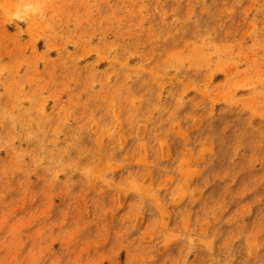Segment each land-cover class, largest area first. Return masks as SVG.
Masks as SVG:
<instances>
[{"label": "rangeland", "instance_id": "obj_1", "mask_svg": "<svg viewBox=\"0 0 264 264\" xmlns=\"http://www.w3.org/2000/svg\"><path fill=\"white\" fill-rule=\"evenodd\" d=\"M0 264H264V0H0Z\"/></svg>", "mask_w": 264, "mask_h": 264}]
</instances>
